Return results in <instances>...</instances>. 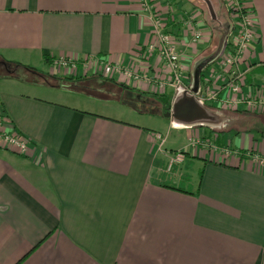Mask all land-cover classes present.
I'll return each mask as SVG.
<instances>
[{
  "label": "crops",
  "instance_id": "obj_1",
  "mask_svg": "<svg viewBox=\"0 0 264 264\" xmlns=\"http://www.w3.org/2000/svg\"><path fill=\"white\" fill-rule=\"evenodd\" d=\"M245 3L259 35L246 91H264V0ZM155 15L167 20L186 67L177 91L162 93L155 82L136 84L120 74L115 83L86 73L71 86L105 90L114 100L121 86L133 92L140 115L167 109L165 115L184 92L192 94L201 67L196 113L184 106L194 123L183 124L184 131L189 142L197 128L229 157L215 159L199 146L169 172L171 156L187 151L166 148L169 134L162 146L161 132L57 101L66 87L39 76L3 77L0 132L24 136L31 152L0 147V264H264V168L249 154L264 156V115L230 113L205 94L212 70L230 77L219 67L223 50L212 49L222 17L231 23L226 0H0V55L36 70L44 65L42 72L60 78L72 76L55 60L72 58L137 68L157 81L164 63L158 47L148 52L158 45ZM189 15L206 36L198 44L184 22ZM198 162V183L185 187Z\"/></svg>",
  "mask_w": 264,
  "mask_h": 264
},
{
  "label": "built area",
  "instance_id": "obj_2",
  "mask_svg": "<svg viewBox=\"0 0 264 264\" xmlns=\"http://www.w3.org/2000/svg\"><path fill=\"white\" fill-rule=\"evenodd\" d=\"M226 7L229 11L231 23L229 24V31L227 36V42L230 46L228 53L225 56L220 57L219 67L230 77L227 79L223 74L216 73V70L211 71L212 78L206 80L205 94L206 99L212 101H219L221 107L229 108L232 111H245L251 114H264V91H246L247 89V76L251 73L255 64V54L253 53L254 45L259 41V35L257 30V22L252 9L246 6L245 0H226ZM174 20V19H173ZM194 16L189 15L184 20L188 29L192 32V42L198 44L202 40H206L204 31L196 30L194 28ZM167 20L160 15H155L154 18V35L158 40V45H149L148 52L152 55L155 51V47L159 49V57L163 61L162 76L156 81L149 76L146 71H139L137 68L132 71L133 68H125L118 65H110L101 61L84 60L83 62H77L72 58H61L54 62V66L63 68L65 72L71 74L74 69L88 70L94 69V71H102L108 69L112 74L114 72L122 75L124 80L130 81L133 79L135 83L146 81L147 83H154V86L164 93L167 87H172L176 91L183 84L184 72L186 67L182 65V59L178 50L177 38L166 31ZM208 43L212 40V34H208ZM229 48V47H228ZM82 64V69L79 65ZM105 66V67H104ZM98 68V69H97ZM97 69V70H96ZM100 69V70H99ZM113 69V70H111ZM72 75V74H71ZM226 82L222 85L219 83L221 80ZM224 93V96L222 94ZM3 121L0 117V126ZM158 140L163 146L166 137L162 134L157 135ZM191 148H197L199 146L208 148L213 152L215 159L221 158L225 160L228 158L224 156L222 152L230 154V151L226 148L219 152L218 147L212 144L210 141H204L200 136H193L190 138ZM0 147L4 149H13L21 154L28 155L31 152L29 141L22 135L16 132H0ZM250 156L255 165L264 168V156L259 154L258 151L251 150ZM186 160V152L180 150L175 152L168 163L167 170L171 172L176 165L182 164Z\"/></svg>",
  "mask_w": 264,
  "mask_h": 264
},
{
  "label": "rangeland",
  "instance_id": "obj_3",
  "mask_svg": "<svg viewBox=\"0 0 264 264\" xmlns=\"http://www.w3.org/2000/svg\"><path fill=\"white\" fill-rule=\"evenodd\" d=\"M195 14L200 16L201 12L197 10ZM222 23H223L222 27L218 29L217 31H214L213 43H212L213 51H217V49L218 51L219 50L221 51L220 47L222 46L223 48V45H224L223 51L224 49L227 51L228 49H230V46L226 40L227 36L226 37L223 36L224 30L229 31L228 25L230 24V22L229 20L227 21L225 17H222ZM222 39L224 40L223 42H222ZM223 51L221 52L220 56L226 55V52L223 53ZM45 68L46 67H44V65L37 67L39 71H46L47 69ZM59 69L64 71L63 68H59ZM135 69L136 68H133L132 71ZM191 71H192V68H191ZM86 73H89L87 74L88 75L87 77H90V76L97 77V78L99 77V78H102L103 80H112L114 75L115 76L119 75L116 72L112 74L107 68L106 69L103 68V70L98 71V73L94 72V69H88L86 71L85 69L82 71L74 69L73 72L71 73L72 75L71 74L70 75L71 76L86 75ZM91 80L92 79L88 80V82L86 83L94 85V83L91 82ZM0 81H2L1 78H0ZM41 81L42 83H44L42 79ZM130 81H132V79ZM96 84H99V83H96ZM106 93L107 92L105 90H95L94 88L89 87L87 85H74V86L62 88V91L58 93V96H56L57 98L56 100L64 104H67L68 106L77 105L76 107L79 106L80 108H82L81 110H91L92 112L102 113L104 115L110 114L109 116H113L115 118H120V119L123 118L122 120H132L129 122H136L138 124H141L142 126L149 127L151 131L161 132L162 134H164V136L169 134L166 145H165L166 148L170 150V149H178L183 146H186L187 151L186 150L184 151L192 152L191 143L190 141L188 142V134L186 133L187 129H185L186 132L184 131L185 124L183 125L182 122H178L177 120L171 121V119L167 118L164 114H159L158 111L151 112V113H144L140 115L139 114L140 112L134 109V104H132L129 101V99H127L125 92L122 94L120 93L119 95H116V94L110 95V98L116 97V100L109 99ZM118 99H120V101ZM137 105L139 106V104ZM123 107H125L127 112H123V110H121ZM118 110H121L123 114L121 113V111H118ZM230 111H231L230 113H233V114L237 113V111H232V110ZM127 113L129 115H127ZM126 118H131V119H126ZM229 127L230 125L227 127V129ZM192 129H193L194 136H197L198 129L197 128H192ZM222 154H224V156H227V157L229 156V155H226L227 153L225 151L224 153L222 152ZM202 166L203 164L198 162L197 165L195 164L190 167L191 169L188 171V176L190 177L189 178L190 184L186 185L187 181H185V185H184L185 187L198 183L199 180L197 178V174L194 171L198 170Z\"/></svg>",
  "mask_w": 264,
  "mask_h": 264
},
{
  "label": "trees",
  "instance_id": "obj_4",
  "mask_svg": "<svg viewBox=\"0 0 264 264\" xmlns=\"http://www.w3.org/2000/svg\"><path fill=\"white\" fill-rule=\"evenodd\" d=\"M223 36H228V30L223 31ZM224 38V37H223ZM224 40L222 39V42ZM224 48V45H223ZM222 46L220 47L221 51L223 50ZM52 64V63H50ZM53 65V64H52ZM37 76L41 77L43 82L47 84L48 86L51 87H69L75 80H78L80 77L83 78V76L77 75V76H72V77H58L57 75H48L42 71H38L36 69H33L31 67L22 65L17 62H12L9 60H6L4 57L0 55V78L2 79L3 77H18V78H24V79H35ZM203 77V75H202ZM107 81H112L113 80H107ZM203 79L201 78V82ZM116 83V82H115ZM121 85V84H120ZM123 86V85H122ZM121 88V94L126 92L125 89L120 86ZM126 94V93H125ZM133 92L129 91L127 96V99L134 104V108L136 107V102L134 103V100L132 99ZM163 102V101H161ZM167 111V109L160 110V114H164ZM264 115V114H263ZM264 129V127H263Z\"/></svg>",
  "mask_w": 264,
  "mask_h": 264
},
{
  "label": "water",
  "instance_id": "obj_5",
  "mask_svg": "<svg viewBox=\"0 0 264 264\" xmlns=\"http://www.w3.org/2000/svg\"><path fill=\"white\" fill-rule=\"evenodd\" d=\"M201 73H202L201 67H197L194 72V84L191 89L192 94L190 95L189 92H184L182 94V97H180L176 101L174 105L173 113L168 112L167 114H165L166 117L173 116L175 121L177 120L178 122H182L183 124L194 123L192 119L190 120L187 119L188 115H187V111L185 112L184 110V106L187 105V103H190V105L195 109L194 113H196V109L199 104L196 100V95L199 92V86H200L201 75H202Z\"/></svg>",
  "mask_w": 264,
  "mask_h": 264
}]
</instances>
